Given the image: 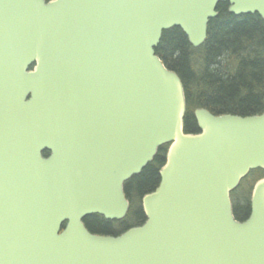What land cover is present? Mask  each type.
Wrapping results in <instances>:
<instances>
[{"label":"water","instance_id":"obj_1","mask_svg":"<svg viewBox=\"0 0 264 264\" xmlns=\"http://www.w3.org/2000/svg\"><path fill=\"white\" fill-rule=\"evenodd\" d=\"M221 3L264 20V0H0V264H264V177L248 218L232 200L264 170V112L197 108L186 132L156 52L174 27L202 46ZM165 145L146 221L91 232L127 216L126 183Z\"/></svg>","mask_w":264,"mask_h":264},{"label":"trees","instance_id":"obj_2","mask_svg":"<svg viewBox=\"0 0 264 264\" xmlns=\"http://www.w3.org/2000/svg\"><path fill=\"white\" fill-rule=\"evenodd\" d=\"M217 10L219 15L210 21L202 46L194 47L183 30L174 27L164 31L156 48L164 64L183 81L187 99L185 131L190 133L200 131L195 117L197 108H207L216 115L264 112V20L258 14H232L228 3L219 4ZM168 147H161L153 162L126 183L131 207L120 222L122 233L146 221L142 200L160 185ZM263 176L262 169L250 174L256 179ZM239 200L243 202L234 200V211L242 221L251 213V187L249 194ZM84 221L93 233H112V224L102 216H88Z\"/></svg>","mask_w":264,"mask_h":264},{"label":"rangeland","instance_id":"obj_3","mask_svg":"<svg viewBox=\"0 0 264 264\" xmlns=\"http://www.w3.org/2000/svg\"><path fill=\"white\" fill-rule=\"evenodd\" d=\"M256 181V178H252V177H247L245 179V181H243L241 187L234 193L233 198L235 201L238 202H243L239 200L240 196H244L246 194H249V187H251V185H253V183Z\"/></svg>","mask_w":264,"mask_h":264},{"label":"flooded vegetation","instance_id":"obj_4","mask_svg":"<svg viewBox=\"0 0 264 264\" xmlns=\"http://www.w3.org/2000/svg\"><path fill=\"white\" fill-rule=\"evenodd\" d=\"M255 14H258V13H254V15ZM244 15H250V14H244ZM251 15H253V14H251ZM259 15V14H258ZM260 16V15H259ZM34 65L35 64H32L30 67H29V69H33V67H34ZM250 188V187H249ZM130 211V210H129ZM128 215V214H127ZM127 217V216H126ZM125 217V218H126ZM125 218H123V219H121V220H106L107 222H110L111 224H112V233L111 234H106V235H111V236H118V234L120 235V234H122V230L124 229V228H122V225H120V222H122V221H124V219ZM120 232V233H119ZM115 234H117V235H115ZM100 235H105V234H100Z\"/></svg>","mask_w":264,"mask_h":264}]
</instances>
